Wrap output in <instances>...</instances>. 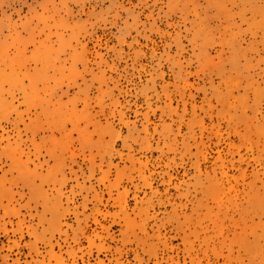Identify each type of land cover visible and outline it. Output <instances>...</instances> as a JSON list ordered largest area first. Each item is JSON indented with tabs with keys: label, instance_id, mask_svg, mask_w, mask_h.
I'll return each mask as SVG.
<instances>
[{
	"label": "rangeland",
	"instance_id": "374dc122",
	"mask_svg": "<svg viewBox=\"0 0 264 264\" xmlns=\"http://www.w3.org/2000/svg\"><path fill=\"white\" fill-rule=\"evenodd\" d=\"M0 264H264V0H0Z\"/></svg>",
	"mask_w": 264,
	"mask_h": 264
},
{
	"label": "bare ground",
	"instance_id": "6f19581e",
	"mask_svg": "<svg viewBox=\"0 0 264 264\" xmlns=\"http://www.w3.org/2000/svg\"><path fill=\"white\" fill-rule=\"evenodd\" d=\"M14 66L11 65V72L9 73V76L12 77L13 76V81L15 82L17 77L15 75V69L13 68ZM34 90V88H33ZM36 97V96H35Z\"/></svg>",
	"mask_w": 264,
	"mask_h": 264
}]
</instances>
